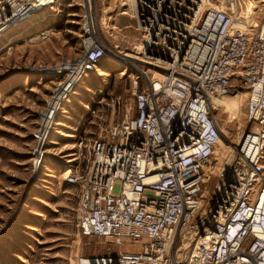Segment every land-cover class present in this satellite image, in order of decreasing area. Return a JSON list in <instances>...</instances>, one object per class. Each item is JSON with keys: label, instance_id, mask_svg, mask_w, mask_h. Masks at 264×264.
Masks as SVG:
<instances>
[{"label": "built area", "instance_id": "1", "mask_svg": "<svg viewBox=\"0 0 264 264\" xmlns=\"http://www.w3.org/2000/svg\"><path fill=\"white\" fill-rule=\"evenodd\" d=\"M67 1L0 0V40L37 13L56 17ZM92 1L82 5V56L51 69L62 78L32 134L33 167L86 76L106 60L124 65L121 76L136 68L129 99L114 103L120 120L97 138L76 123L62 181L76 193L80 236L138 250L77 264H264V0H134L140 37L122 39L127 53L100 36ZM250 1L257 23L235 21ZM233 88L246 90L249 129L205 203L222 139L211 103Z\"/></svg>", "mask_w": 264, "mask_h": 264}, {"label": "rangeland", "instance_id": "2", "mask_svg": "<svg viewBox=\"0 0 264 264\" xmlns=\"http://www.w3.org/2000/svg\"><path fill=\"white\" fill-rule=\"evenodd\" d=\"M73 1L80 6L68 11V16L62 9L56 17L48 18L47 28L32 22L36 29L29 24L14 30V39L8 36L0 44V264H77L84 257L138 250L80 236L76 193L62 181L76 123L85 120L81 133L97 138L111 121L120 120L122 109H116V100L129 99L136 68L128 66L121 76L124 65L107 60L111 61L107 74L99 69L88 75L75 91L76 96L64 106L67 115L57 120L62 126L55 128L60 137L49 138L39 171L33 167L32 134L54 84L62 78L51 69L62 60L77 62L82 56L81 23L86 11L83 0ZM90 15L97 22L105 18L104 25L98 24V32L106 43L122 52L129 49L123 38L133 43L140 37L123 0H93ZM257 19L258 13L253 11L249 20L256 24ZM43 29L46 36L38 38L37 32ZM232 84L237 86L235 81ZM245 94L246 90L233 88L212 104L222 139L212 164L214 175L204 191L205 203L213 196L218 174L225 175L224 159L229 148L249 129Z\"/></svg>", "mask_w": 264, "mask_h": 264}, {"label": "bare ground", "instance_id": "3", "mask_svg": "<svg viewBox=\"0 0 264 264\" xmlns=\"http://www.w3.org/2000/svg\"><path fill=\"white\" fill-rule=\"evenodd\" d=\"M123 2H124V7L126 8H128L129 9V14H130V18H132L131 17V14L133 15L134 14V11H135V1L134 0H123ZM256 5H255V2L254 1H250V2H248V3H246V5L245 6H242L241 8H238V9H236V10H234V20L235 21H241V20H243V19H249L250 17H251V15H252V13H253V11H255L256 10ZM89 8V7H88ZM127 15V13H123L122 14V16H126ZM49 17H51V15L50 14H48V13H43V12H40V13H37V14H35L34 16H32L28 21H26V22H24V23H22L20 26H18L17 28H14V29H12L11 31H9V32H7L5 35H4V37L0 40V44L9 36H11L10 38L11 39H14L13 37H15L14 35H12V32L14 31V30H18L19 28H22V27H24V26H27V25H29V24H31V29L33 28H35L36 29V27L37 26H33L32 25V22H33V24L35 23V25H38V27L39 28H47V21L46 20H48L47 18H49ZM54 17V16H53ZM97 22V21H96ZM41 24V25H40ZM97 24H100V25H104L105 24V18L104 17H100L99 19H98V22H97ZM17 36V35H16ZM9 41H10V39H9ZM126 57H128V58H134V57H132V56H130V55H126ZM107 61V60H106ZM98 72V71H97ZM87 78V76L85 77V79ZM85 79H83V81L85 80ZM83 81L80 83V85H79V87L78 88H80V86L81 85H83ZM73 96H76V93H74L73 94ZM72 96V97H73ZM223 98H225V97H221V98H214L213 100H212V103H211V106H212V104L214 105V102L216 101V100H222ZM68 105H69V103H68ZM65 114V113H64ZM64 114L62 115V116H64ZM56 127L55 128H59V127H62L61 125H59V123H56V125H55ZM55 128H54V130H55ZM53 130V133L50 135V137H52V136H59L58 134L59 133H57L56 132V130L54 131ZM60 137V136H59ZM61 138H68V137H63V136H61ZM49 140V139H48ZM220 144H221V142H219V144H218V147H217V149L220 147Z\"/></svg>", "mask_w": 264, "mask_h": 264}, {"label": "crops", "instance_id": "4", "mask_svg": "<svg viewBox=\"0 0 264 264\" xmlns=\"http://www.w3.org/2000/svg\"><path fill=\"white\" fill-rule=\"evenodd\" d=\"M76 5H77V6H80V5L77 4L75 1H67V2L65 3V5H64L63 12H64V13L67 12L66 15L68 16V15H69V14H68V13H69L68 11L74 9V7H76ZM47 19H48V18H47ZM46 21H47V20H46ZM46 24L48 25V21H47ZM110 62H111V61H109V62L102 61V62L100 63V66H99L100 71H102V72H104V73L107 74V72H109Z\"/></svg>", "mask_w": 264, "mask_h": 264}]
</instances>
